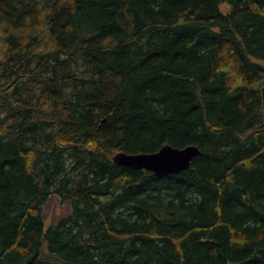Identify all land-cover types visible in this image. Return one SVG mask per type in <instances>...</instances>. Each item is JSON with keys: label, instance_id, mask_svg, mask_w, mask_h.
<instances>
[{"label": "trees", "instance_id": "trees-1", "mask_svg": "<svg viewBox=\"0 0 264 264\" xmlns=\"http://www.w3.org/2000/svg\"><path fill=\"white\" fill-rule=\"evenodd\" d=\"M0 264H264V0H0Z\"/></svg>", "mask_w": 264, "mask_h": 264}, {"label": "water", "instance_id": "water-1", "mask_svg": "<svg viewBox=\"0 0 264 264\" xmlns=\"http://www.w3.org/2000/svg\"><path fill=\"white\" fill-rule=\"evenodd\" d=\"M199 155L195 146L174 148L164 146L154 153L126 154L117 152L112 162L118 166L145 170L157 178H165L188 170L191 162Z\"/></svg>", "mask_w": 264, "mask_h": 264}, {"label": "rangeland", "instance_id": "rangeland-1", "mask_svg": "<svg viewBox=\"0 0 264 264\" xmlns=\"http://www.w3.org/2000/svg\"><path fill=\"white\" fill-rule=\"evenodd\" d=\"M220 8L223 12L228 10L225 4H222ZM69 212L70 206L68 203L61 201L57 196H51L42 208L44 227L47 228L55 224L57 220L68 215Z\"/></svg>", "mask_w": 264, "mask_h": 264}, {"label": "bare ground", "instance_id": "bare-ground-1", "mask_svg": "<svg viewBox=\"0 0 264 264\" xmlns=\"http://www.w3.org/2000/svg\"><path fill=\"white\" fill-rule=\"evenodd\" d=\"M165 146H169V145H165ZM164 147V146H163Z\"/></svg>", "mask_w": 264, "mask_h": 264}]
</instances>
